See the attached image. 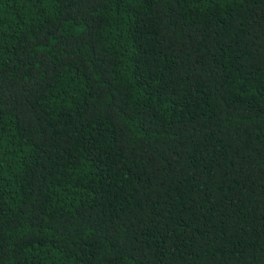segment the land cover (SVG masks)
I'll use <instances>...</instances> for the list:
<instances>
[{
    "label": "trees",
    "instance_id": "obj_1",
    "mask_svg": "<svg viewBox=\"0 0 264 264\" xmlns=\"http://www.w3.org/2000/svg\"><path fill=\"white\" fill-rule=\"evenodd\" d=\"M0 264H264V0H0Z\"/></svg>",
    "mask_w": 264,
    "mask_h": 264
}]
</instances>
